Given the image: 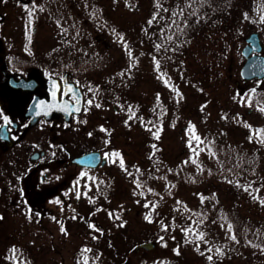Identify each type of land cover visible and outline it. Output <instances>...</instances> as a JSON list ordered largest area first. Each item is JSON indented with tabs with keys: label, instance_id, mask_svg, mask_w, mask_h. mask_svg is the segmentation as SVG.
Listing matches in <instances>:
<instances>
[{
	"label": "rangeland",
	"instance_id": "1",
	"mask_svg": "<svg viewBox=\"0 0 264 264\" xmlns=\"http://www.w3.org/2000/svg\"><path fill=\"white\" fill-rule=\"evenodd\" d=\"M135 1L138 3L134 0L132 6ZM261 1L251 0L250 4L239 8L235 19V13L227 19L231 25L225 30L214 27L207 28L206 32L193 33L183 43L182 47L186 48L183 54L174 55L169 50L178 48L179 43L175 46V42L180 41L171 29L173 46L166 49L164 39H158L156 46L160 49L156 50L159 54L155 63L148 58L147 47L138 55H129L136 41L135 27L141 20L137 15L142 12L133 7L128 9L124 2L117 1V12L109 16L117 20V26H122L118 33L106 35L103 45L108 44L112 50L114 48V52L108 48L107 61L114 59L123 71V99L117 103L115 121L118 127L113 131L118 134L112 132L115 144L122 151L114 152V164L106 168L114 176L116 174L117 179L115 176L114 180H105L102 184L107 182L111 192L110 187L116 181L114 187H119L122 195L107 192L110 197L107 193L95 197L98 195L93 192V196L77 200L76 208L80 213L67 234L59 232L53 224L40 231L28 219L25 222L27 216H23L21 224L16 216L18 213L12 212L7 216L9 219L0 223V264H123L126 261L157 264L158 261L170 263L178 259L183 264H264V242L237 239L235 234H243V229L229 224L227 217L223 222L213 211L195 214L193 209L188 210L196 204L198 207L201 191H208L213 200V191L216 190L220 205L226 206L229 201L231 207H235L232 215L236 213L241 218L250 219L251 226L260 222L264 231V146L254 171L249 174L240 171L237 176L234 175L231 188L224 190L220 187L227 183L228 178L223 175L228 173L220 170L217 173L200 171L196 174L190 163L194 161L196 166L199 157H207L208 160L210 155L207 152L213 153L210 150L215 147L208 145V134L216 137L215 142L240 149L246 156L258 149L254 133L262 128L260 114H222V120L217 124L218 114L211 111L220 105L225 113L230 112L233 106L239 112L246 113L250 107L252 113L255 112L249 97H242V103L236 104L238 89L233 86L232 80L238 78L237 71L243 61L240 50L244 38L252 31L264 34V12L253 10L255 3L263 5ZM145 8L147 12L146 2ZM247 14L248 19L244 17ZM172 34L176 39H172ZM127 52L128 56L123 58L122 54ZM167 64L170 65L168 68ZM179 67L186 74V81L180 75ZM229 83L233 90H229ZM153 108L157 111L154 117L148 115ZM175 109L182 113L176 114L177 118L175 114H169ZM200 111L205 114L195 115ZM107 112L109 115L111 108ZM134 114L140 115L135 117ZM253 115V121L258 124L251 122V126L246 122ZM197 116L201 118L200 125ZM196 149H200L198 158L193 154ZM147 156L151 162L154 161L151 172L147 171ZM186 165L188 179L194 180L192 182H187L183 175L179 176L181 173L176 171L177 168L174 169ZM152 169L154 182L151 181ZM169 174H177L180 180L176 178V183L169 186ZM150 184L154 185V189H149ZM203 197L205 200V194ZM87 200L90 201L89 207L85 203ZM184 202L190 205L186 206ZM115 212H120L117 218L114 217ZM81 215L92 219L83 220ZM193 221L200 222L199 226L195 224L194 228H187L188 223ZM24 224L25 238L21 230ZM143 242L154 245L151 249L139 247L135 250V246ZM209 244L213 246L208 248ZM25 254L29 256L27 259Z\"/></svg>",
	"mask_w": 264,
	"mask_h": 264
},
{
	"label": "flooded vegetation",
	"instance_id": "2",
	"mask_svg": "<svg viewBox=\"0 0 264 264\" xmlns=\"http://www.w3.org/2000/svg\"><path fill=\"white\" fill-rule=\"evenodd\" d=\"M117 1L0 0V223L9 219L7 216L12 212H16L21 224L24 222L23 216H27L25 222L28 219L40 231L53 224L59 232L67 234L80 213L76 208L77 200L89 198L90 195L93 196V192L98 195L95 197L106 195L110 192L109 185L107 182L102 184L103 181L114 180L115 176L117 179V175L114 176L106 168L114 164V152L122 151L115 144L112 132L118 127L115 120L118 115L117 103L123 99V71L117 67L114 59L107 61V50L113 51L114 48L112 50L108 44L103 45L104 37L118 33L122 26H117V20L114 21L109 16L117 12ZM120 1L128 9L133 7L142 12L137 15L138 20H141L135 27L136 47L133 44L129 55H138L147 47L148 58L153 63L159 54L156 51L159 48L156 46L158 39H164L166 49L173 46L170 40V21L186 22L195 18L199 22L204 18L217 19V16L187 14L192 10L187 8L188 4L182 5V2L190 0H138L134 6L131 4L134 0ZM200 4L201 0H192L191 6L197 12L202 6ZM160 6H163V10ZM160 11L164 14H159ZM187 34L185 32V37L175 42V46L179 43L178 48H169L171 54L185 52L186 48L182 46L187 40ZM258 34L260 50L251 51L249 56H264V34ZM125 55L128 56V52L122 54L123 58ZM244 60L245 57L239 65L238 78L232 80L233 86L238 89L236 104L242 103V97H249L255 112L252 113L251 107L246 113L239 112L233 106L230 112L225 113L218 105L219 109L217 106L211 113L218 114L217 124L222 120V114H260L262 128L259 127V132L254 133L258 149L250 154L255 157L251 159L255 165L264 146V75L243 78L241 65ZM170 63L171 59L168 64ZM168 64L166 68L170 66ZM88 67L93 69L89 70ZM157 69L160 70L158 67ZM153 71L154 69L152 76ZM180 75L184 77V81L187 80L182 69ZM229 85V90H233V86ZM177 98L178 96L176 100ZM108 108H111L109 115ZM153 110H150L149 116L157 114L156 109ZM169 112L175 114V118L176 114H182L176 109ZM200 112L195 115L205 114ZM136 115L138 117L140 114H134L135 117ZM197 117L200 125L201 118ZM253 120L254 115L246 123L251 126V122L258 124ZM113 125L116 126L112 127ZM208 136L207 143L215 147L216 153L214 154V149L210 150L213 153L207 152L210 155L207 160V157H199L200 149H196L193 154L199 158L196 166L194 165L195 172L207 171L210 174L223 170L228 173L223 177L228 179L220 188H231L235 181L234 175L237 176L235 156L241 154V150L236 151L233 146L219 144L215 142L216 137L210 134ZM89 152L94 153L92 159L89 157L91 165L75 162L76 157ZM145 159L149 167L147 171L151 172L154 161L151 162L148 156ZM211 159L215 162L211 163ZM176 168L181 173L179 176L183 175L188 182L187 165L174 167ZM152 174L151 181L154 182V169ZM176 178L177 174H169V186L176 183ZM115 183L110 187V194L117 193L116 196H120V188L114 187ZM149 189H154V185L150 184ZM204 192L201 191L198 198V207L196 204L188 210L193 209L195 214L213 211L218 217L224 216L219 217L223 222L227 217L228 223L235 227L232 218L234 205L231 207L229 201L226 206L220 205L216 190L213 191V200L208 191ZM85 203L87 207L90 206L89 200ZM184 204L190 205L187 202ZM118 213L120 212H115L117 217ZM91 219L84 217L83 220ZM188 224L187 228H194L200 222ZM22 229V237L25 238L26 224ZM24 257L27 259L29 256L25 254Z\"/></svg>",
	"mask_w": 264,
	"mask_h": 264
},
{
	"label": "trees",
	"instance_id": "3",
	"mask_svg": "<svg viewBox=\"0 0 264 264\" xmlns=\"http://www.w3.org/2000/svg\"><path fill=\"white\" fill-rule=\"evenodd\" d=\"M251 1V0H250ZM249 0H201L202 6L199 7V10L202 12H199V10L193 8L194 6H191L192 0L187 2L188 4V9L192 10L189 11L187 14H190L191 16L195 15H201L203 16H217V19L211 18V19H205L203 21H196L195 18H190L186 22H173L170 21L171 23V28L172 31L175 32L178 35V38L182 39L185 37L184 33L188 32L186 35V38L188 39L193 33H201V32H206L207 28H214L218 27L221 30H225L228 25H231V21H228L227 19L232 16V14L235 13L234 19L238 16L237 13L239 12V8H241L243 5L250 4ZM257 1V0H255ZM260 1V0H258ZM263 5L258 6L257 3L254 4L253 10L255 12L263 11L264 12V0L261 1ZM163 10V6H160ZM198 9V8H197ZM250 10V9H249ZM248 10V11H249ZM159 14H164V12L160 11ZM245 14V12H243ZM246 19L250 18L249 15L247 16L244 15ZM255 23V22H253ZM191 32V33H189ZM184 35V36H183ZM173 37H175V34H172ZM147 108V107H146ZM234 148V147H233ZM238 149H236L237 151ZM255 158L254 156H246L245 154L241 153L235 156V174L237 175L238 173L243 174H249L252 171H254L255 165L252 163L251 159ZM194 162L192 161V166H194ZM189 175V174H188ZM194 180L188 179V182H192ZM204 214V213H203ZM83 217V216H82ZM115 218H117V215H114ZM219 217H224L223 215H219ZM84 218V217H83ZM232 218H234L235 224H236V229H243L244 231L243 234H235L237 235V239L245 242H264V231L261 228V223H255L251 226V221L250 219L247 218H241L240 216L232 215ZM258 222V221H257ZM251 226L249 229L248 227ZM202 230V229H199ZM108 233V232H107ZM203 233V232H202ZM203 235V234H202ZM217 244V242H215ZM249 243V244H251ZM219 244V243H218ZM213 245L209 244L208 248ZM264 249V245H263ZM211 250V249H210ZM214 250V249H213ZM226 250V249H225ZM215 251V250H214ZM221 258V256L219 257ZM175 261V260H173ZM170 262V263H163V261H158L157 264H183L180 259L176 260V262ZM186 264V263H185ZM193 264V263H189ZM194 264H197L194 262Z\"/></svg>",
	"mask_w": 264,
	"mask_h": 264
},
{
	"label": "water",
	"instance_id": "4",
	"mask_svg": "<svg viewBox=\"0 0 264 264\" xmlns=\"http://www.w3.org/2000/svg\"><path fill=\"white\" fill-rule=\"evenodd\" d=\"M247 44L242 48V54L245 56V61L241 66V75L243 78H250L253 76L261 77L264 75V56L261 55H252L249 56L251 51H259L260 43L258 32H251L246 37ZM92 154L94 153H86L84 155L78 156L75 158V162L85 165H91L90 159H92ZM152 242H143L136 246V248L142 247L145 249H151L153 247ZM123 264H132L130 262H125Z\"/></svg>",
	"mask_w": 264,
	"mask_h": 264
},
{
	"label": "snow or ice",
	"instance_id": "5",
	"mask_svg": "<svg viewBox=\"0 0 264 264\" xmlns=\"http://www.w3.org/2000/svg\"><path fill=\"white\" fill-rule=\"evenodd\" d=\"M69 91H71V89H69Z\"/></svg>",
	"mask_w": 264,
	"mask_h": 264
}]
</instances>
